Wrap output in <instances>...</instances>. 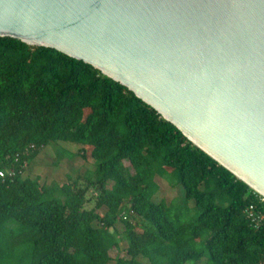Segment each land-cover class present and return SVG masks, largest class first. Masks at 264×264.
I'll return each instance as SVG.
<instances>
[{
  "label": "trees",
  "instance_id": "trees-1",
  "mask_svg": "<svg viewBox=\"0 0 264 264\" xmlns=\"http://www.w3.org/2000/svg\"><path fill=\"white\" fill-rule=\"evenodd\" d=\"M50 145L78 147L94 171L63 187L26 176ZM2 172L0 264H67L68 253L75 264H264V219L247 215L264 216L262 197L119 83L11 38H0ZM159 179H177L197 219L173 221L154 202Z\"/></svg>",
  "mask_w": 264,
  "mask_h": 264
},
{
  "label": "water",
  "instance_id": "water-1",
  "mask_svg": "<svg viewBox=\"0 0 264 264\" xmlns=\"http://www.w3.org/2000/svg\"><path fill=\"white\" fill-rule=\"evenodd\" d=\"M0 38L92 66L264 199V0H0Z\"/></svg>",
  "mask_w": 264,
  "mask_h": 264
},
{
  "label": "rangeland",
  "instance_id": "rangeland-1",
  "mask_svg": "<svg viewBox=\"0 0 264 264\" xmlns=\"http://www.w3.org/2000/svg\"><path fill=\"white\" fill-rule=\"evenodd\" d=\"M64 148L68 147H54L52 145L46 147L37 160L31 164L26 176L40 178L42 184L57 183L63 187L70 183V177L75 173H81L86 169L94 171L96 167L95 161L90 157L92 164L85 165V162L78 156V147H69V151ZM171 174L173 177L177 176L175 172H171ZM176 180L159 179L156 183L159 189L153 200L155 203L165 202L173 221H194L200 215V210L195 202H185L184 190L177 185ZM114 235L115 233L109 230L106 234V239L109 240ZM125 249L126 244L122 243L120 252H111L112 258L124 257L126 255ZM66 258L67 264H75L78 261V256L74 253H68ZM208 261L209 258L206 256L202 261L194 264H208Z\"/></svg>",
  "mask_w": 264,
  "mask_h": 264
},
{
  "label": "built area",
  "instance_id": "built-area-1",
  "mask_svg": "<svg viewBox=\"0 0 264 264\" xmlns=\"http://www.w3.org/2000/svg\"><path fill=\"white\" fill-rule=\"evenodd\" d=\"M5 173L4 172H2V173H0V177H2V178H4L5 177ZM9 175L12 177V176H14V172L12 171V172H10L9 173ZM263 201H264V199H263ZM247 215H248V218L250 219V220H252L253 222H255V221H263V219H264V216H261V215H259V216H255V213H254V206H251L250 208H249V210H248V212H247Z\"/></svg>",
  "mask_w": 264,
  "mask_h": 264
}]
</instances>
